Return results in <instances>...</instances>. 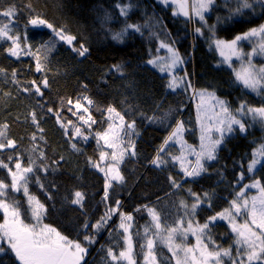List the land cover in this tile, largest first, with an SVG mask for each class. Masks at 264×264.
Masks as SVG:
<instances>
[{
  "label": "snow or ice",
  "instance_id": "obj_1",
  "mask_svg": "<svg viewBox=\"0 0 264 264\" xmlns=\"http://www.w3.org/2000/svg\"><path fill=\"white\" fill-rule=\"evenodd\" d=\"M228 3L230 0H226V4ZM156 4L164 8L172 6L173 17H186V23H194L198 19L201 26L194 29L195 34L203 37L205 34L202 29L208 28L209 47L214 46L223 58L220 63L232 68L235 83L241 85L244 90L261 96L259 107L251 106L246 100H241L238 107L233 109L228 100L217 97L215 92L196 89L186 70L183 75L179 74L186 60L175 47L177 41L171 39V33L157 27L161 21L153 16L148 17L143 24L127 23L129 13L135 5L131 0L128 4H116L119 16L124 18L125 23L119 31L108 30L111 32L112 40L123 43L128 35L132 33L143 35V30L148 28L150 38H155L159 43L156 48L157 55L146 63L167 76L165 91L175 94L179 90L185 93L191 90L193 99L199 97L196 123L200 132V142L197 146L189 145L184 139L185 134L191 131L184 120L177 119L174 126L170 122V118H174L173 114L181 111L182 108H170L162 115L154 113L148 116L143 112L140 113L141 118L149 124H159L171 129L148 163L161 172L169 167L178 168L180 179L171 174L167 179L170 187L179 191L183 183H187L188 180L195 182L198 177L208 172L209 162L218 161L220 148L234 133L239 131L241 134H246L248 128L256 123L264 126V65L258 67L253 63L256 56L264 57V23L251 27L230 40L222 39L216 35L217 25H208L205 19L214 8L216 0H156ZM24 7L34 11L31 0ZM257 7L261 10L259 13H256ZM245 10H251L253 15H264V0H236V7L229 9V15L225 19L233 21L234 18H242ZM20 11L15 0H11L6 7L0 2V41L10 42L3 51L17 59L22 56L33 57L35 72L41 74V78L21 80L19 77L22 70L16 68L10 73V82L17 89L18 94H28L37 98L35 106L25 117L26 120H30L36 131L29 136L30 147L21 150L19 141L10 135L11 125L8 122L0 123V169L6 170L7 173L6 177H0V215H2L0 253L6 252L4 247L6 244L19 264H87L86 257L90 246L98 242L99 234L109 231L110 236L115 232L122 238L123 248L117 253L114 249L119 247V242L107 247L102 245V250L105 251L103 258L105 264H138L135 259L137 243L143 253L144 264H157L156 247L161 243L168 248L172 258L175 259V264H226L225 258L231 264H264V177L256 176L259 168L264 167V143L253 148L246 168L243 159L234 162L240 171L231 182L234 196L228 201V207L214 215H209L203 223H200L196 219L197 215L205 209L213 208L216 193L214 191L197 193L188 188L186 191L193 202L189 204L184 199H180L178 204L173 202L172 206L176 212L172 224L168 223L170 213L163 209L157 211L156 208L148 205L135 209L137 212L146 211L150 218L141 234L135 230L133 214L122 211V201L116 199L114 206L111 203L116 188L126 183L122 174L123 166L130 158L139 155L135 138L140 133L137 131L136 120H126L125 116L129 112L122 114L109 105L103 110L96 109L102 112L103 117L101 121H97L90 111L95 107V101L87 95L78 96L75 100L61 97L59 108L46 107L45 90L50 89L47 75L49 55L56 48V41L69 45L72 52L82 58L88 55L89 48L85 43L75 46L73 42L77 39L76 36L71 35L63 26L56 27L49 23L37 13L29 17L25 28L28 25L46 26L51 29L55 40L50 39L33 51L32 45L27 42V36L22 38L18 30ZM108 18L106 15L105 20ZM5 20L7 22H4ZM219 22L220 17H217V23ZM245 41L252 44L251 51L247 53L241 47ZM162 49L166 50L165 56L159 55ZM233 57L240 61L239 69L232 67ZM111 70L120 73L121 76L124 75L122 64L113 65ZM0 75H3L6 78L5 82H8L7 69L0 67ZM84 90L87 91L86 85ZM4 95L10 96L11 93ZM65 107L72 116L77 117L79 123L65 120L62 115ZM159 107L158 104L157 109ZM37 109L40 111L38 112ZM49 114L55 116L56 123L64 130V135L73 151L82 154V149L77 143L87 142L90 136H94L99 149V159L93 160L89 157L88 164L103 174V196L100 203L105 205V212L95 223L87 218L86 212L82 213L86 218L83 225L77 229V234L78 236L83 234V240L69 239L57 228L44 223L47 215L45 204L30 191V184L35 183L48 200H53L55 196L52 190H59L57 184L47 181L48 174L60 171V165L65 160L62 155L58 159H50L47 155V141L43 134L44 129L40 125ZM249 118L251 123H247ZM16 119L18 120L19 117ZM104 123H107V127L103 131L93 133V125ZM85 126L88 130L87 135ZM6 153L8 155L5 161L3 157ZM25 158H27L26 163ZM38 173L44 174L43 179ZM219 175L223 178V172ZM245 180L249 182L244 183ZM236 188L239 190L235 191ZM253 189L256 190V194L249 196L248 192ZM21 192L23 200L16 197V194ZM86 196V192L74 190L63 199L70 207L79 206L80 209H84ZM116 215L120 217V223L112 229L110 221ZM238 218H243V223H240ZM220 221H226L230 232L234 235L233 243L228 248H223L213 239L212 229ZM189 234L196 240L192 246L183 243L188 239ZM177 239L181 243H176Z\"/></svg>",
  "mask_w": 264,
  "mask_h": 264
},
{
  "label": "trees",
  "instance_id": "obj_2",
  "mask_svg": "<svg viewBox=\"0 0 264 264\" xmlns=\"http://www.w3.org/2000/svg\"><path fill=\"white\" fill-rule=\"evenodd\" d=\"M0 2L6 7L11 0H0ZM28 2L29 0H15L17 7L21 9L18 13V30L22 38L27 36V42L32 45L33 51L42 43L50 39L55 40L51 29L46 26L28 25L25 28L29 17L37 13L49 23L56 27L63 26L71 35L76 36L77 39L73 42L75 46L85 43L89 48L88 55L82 58L72 52L69 45L56 41L57 46L49 55L47 75L50 89L45 90L46 107L59 108L61 97L75 100L78 96L87 95L95 101V107L90 111L97 121H101L103 117L102 112L96 109L103 110L109 105L122 114L129 112L125 116L126 120H136L137 131L140 133L135 138L139 155L130 158L123 166L122 174L125 176L126 183L116 188L111 201L113 206L116 199L122 201V211L132 213L136 219V230H139V226L148 223L146 211H135L143 205L170 213L168 223L172 224L176 212L172 204L179 203L180 193L183 190L184 195L187 187L197 193L205 191L216 193L213 208L205 209L198 214L201 220L204 221L209 215H214L226 208L228 201L234 196L231 182L240 171L234 162L243 159L246 168L253 148L264 143V134H261L257 128L248 129L246 134L237 131L220 148L218 161L209 162L207 173L202 174L195 182L188 180L187 183H183L179 191L172 189L167 177L171 174L180 179L178 170L169 167L161 172L148 163L171 129H166L159 124H149L141 118L140 113L143 112L148 116L154 113L162 115L170 108H182L181 111L173 114L174 118H170V122L174 126L177 119H182L194 133L197 111L191 101V90L188 93L183 90L175 94L166 92L164 84L167 76L153 66L147 65L146 62L152 58L159 43L155 38H150L148 28L143 30V35L140 33L128 35L123 43L112 40L111 32L108 30L119 31L125 23L124 18L119 16L116 4H128L129 0H31L34 11L25 9L24 6ZM131 3L135 7L130 11L127 23L143 24L148 17L153 16L161 21L157 27L171 33V39L177 41L175 47L186 60L179 74L183 75L186 70L195 88L215 92L218 97L228 100L233 109L238 107L241 100H246L251 106H260L261 96L244 90L241 85L235 83L232 68L220 63L222 60L216 51L209 47L207 37L210 33L206 28L202 29L205 34L203 37L196 35L194 29L200 27L196 21L186 23L185 17H173L171 6L164 8L156 4V0H131ZM235 7L236 0H230L228 4L226 0H216L214 8L206 16L209 25H217L218 37L232 39L235 35L264 22V15H253L251 10H245L242 18H234L233 21L225 19L229 15V9ZM260 11L257 7L256 13ZM106 15L109 17L107 20H105ZM217 17H220L219 23H217ZM235 20L240 22H234ZM9 44L10 42L0 41V67L7 69L9 73L8 82H5L6 78L0 75V123L8 122L11 125L10 135L19 141L21 150H26L30 147L29 136L36 129L25 117L35 106L37 98L28 94H18L17 89L10 82V73L13 68L22 70L19 77L21 80H39L41 74L35 72L33 57L22 56L17 59L4 52L3 49ZM116 64L123 65V76L111 70ZM84 85L87 86V91L84 90ZM4 93H11V95L5 96ZM158 104L159 109H157ZM37 111L39 112L40 109ZM62 115L66 121L78 122L77 117L72 116L66 107L62 110ZM17 117H19L18 120ZM40 126L44 129L48 157L58 159L62 155L65 160L60 165V171L50 172L47 176L48 182L58 185V191L52 190L55 196L53 200H48L35 183L30 184V191L45 204L47 212L45 223L57 228L69 239L83 240V234L79 236L77 234V229L83 225L86 218L82 213L86 212L87 218L95 223L105 212V205L100 203L103 196V175L88 164L89 157L93 160L99 158L96 139L92 136V139L87 142H78L77 146L82 149L81 154L73 151L64 135V130L56 123L55 116L49 114ZM106 127L107 123L97 124L93 133L103 131ZM191 131L185 134V138L197 145L198 140L191 136ZM7 155V153L4 154L5 161ZM26 162L27 158H25ZM220 172H223V178L219 175ZM38 174L43 179L44 174ZM6 175V170L0 169V177H6ZM256 176L264 177V167L259 168ZM6 182L10 181L6 180ZM248 182L249 180L244 181V183ZM74 190L87 193L84 209H80L79 206L70 207L64 202V196ZM238 190V188L235 189V191ZM16 197L24 199L22 193H17ZM102 234L103 232L97 236V240ZM212 235L216 243L223 248H228L233 243L234 235L230 232L227 222H218L212 229ZM104 236L98 244L99 259L92 264H105L103 259L105 251L102 250V245L107 247L119 242V247L114 249L117 253L123 247L121 237L115 232L106 238ZM135 252L136 256L139 253L143 254L138 243L135 245ZM6 254L8 253L0 256V264H7L4 259ZM11 263L17 264L13 259Z\"/></svg>",
  "mask_w": 264,
  "mask_h": 264
},
{
  "label": "rangeland",
  "instance_id": "obj_3",
  "mask_svg": "<svg viewBox=\"0 0 264 264\" xmlns=\"http://www.w3.org/2000/svg\"><path fill=\"white\" fill-rule=\"evenodd\" d=\"M171 8H172V6H171ZM173 9V8H172ZM210 14V12L206 15V16H208ZM183 17V16H182ZM186 18V17H185ZM205 19H206V17H205ZM196 22L199 24V26H201V24H200V22H199V20L197 19L196 20ZM264 23V22H263ZM209 25V24H208ZM39 27H42V26H39ZM207 30H208V28H206ZM220 38V37H219ZM222 39H225V38H222ZM228 40H230V39H228ZM209 44V43H208ZM241 47L243 48V51L245 52V53H247V52H249V51H251V49H252V44L251 43H248V42H243L242 43V45H241ZM157 48V47H156ZM214 50H215V48H214V46L212 47ZM216 51V50H215ZM216 53L218 54V57L222 60L223 58L219 55V53L216 51ZM155 55H157V53H156V51H155V53L153 54V56H155ZM159 55L160 56H165L166 55V50H161L160 51V53H159ZM152 56V57H153ZM253 63L254 64H256L258 67L260 66V65H264V57H261V56H256L255 58H254V60H253ZM232 66L234 67V68H236V69H239L240 68V61L239 60H237L235 57H233L232 58ZM195 87V86H194ZM197 89V88H196ZM216 94V93H215ZM216 96H217V94H216ZM218 97V96H217ZM220 98V97H219ZM222 99V98H221ZM191 101L194 103V106H195V108H196V111H197V104L199 103V97H197V98H195V99H193L192 98V95H191ZM83 102V101H82ZM86 103V102H85ZM78 123H79V121H78ZM247 123H251V119L249 118L248 119V121H247ZM96 125H93V128H92V131H93V129H94V127H95ZM253 128H257L260 132H261V134H264V126H262L261 124H259V123H256V124H254L252 127H250V128H248V129H253ZM85 134L87 135L88 134V130H87V128H86V126H85ZM191 136H193L194 138H196V140H198V144L197 145H199V136H200V132H199V128H198V126H197V123H196V129H195V132L194 133H192V131H191ZM90 139H92V136H90V138H89V140ZM184 139L186 140V138H185V136H184ZM187 141V140H186ZM187 143L189 144V145H192V146H197V145H194L193 143H190L189 141H187ZM260 145V144H259ZM258 145V146H259ZM257 147V146H256ZM110 151V150H109ZM172 151H176V149H172ZM99 159V158H98ZM177 170H178V168H176ZM103 175V174H102ZM188 188H190V187H187V188H185V190H184V195H183V190H182V192L180 193V199H184V200H186L189 204H191L193 201L191 200V198L188 196V193H187V189ZM22 193V192H21ZM23 194V193H22ZM256 194V190L255 189H253V190H250L249 192H248V195L249 196H251V195H255ZM179 199V200H180ZM228 207V206H227ZM147 217L149 218V216H148V213H147ZM150 219V218H149ZM149 219H148V221H149ZM196 219L197 220H199V222L200 223H203L204 221L203 220H201L200 218H198V215H197V217H196ZM0 220H2V215H1V219ZM134 220H135V230H136V219L134 218ZM238 220H239V222L240 223H243V218H238ZM147 221V222H148ZM224 222H226V221H224ZM44 223H45V221H44ZM120 223V217L118 216V215H116V216H114L113 218H112V220L110 221V225H111V228L113 229V228H116V226L118 225ZM145 226V224H143V225H141V226H139V232L141 233V234H143V227ZM103 234L105 235L104 236V238H106L108 235H109V231H103ZM102 239V237H100L97 241V243H95L94 245H92V246H90V250H89V253H88V255H87V257H86V260H87V264H92V262H94L95 260H97V259H99L98 258V254H99V247H98V244H99V242H100V240ZM122 239V238H121ZM176 243H181V241L179 240V239H177V241H176ZM183 243H185V244H187L188 246H192V245H194L195 243H196V240H195V237H193V236H191V234H189V236H188V239L186 240V241H183ZM122 245H123V241H122ZM158 245H160V246H158ZM157 245V247H156V255H157V264H175V259H173L172 258V254L168 251V248L164 245V244H158ZM4 247L6 248V252L8 253V254H6V257L4 258L5 259V262L7 263V264H13V263H11V259H13L14 261H15V263H17V264H19V262L15 259V255H14V253H12L11 252V250L10 249H8L7 248V245L5 244L4 245ZM123 248V247H122ZM160 248V249H159ZM5 252V253H6ZM4 253V254H5ZM3 253H0V256H3L4 255ZM233 254H234V251H233ZM9 255L11 256V257H9ZM100 255V254H99ZM181 256L183 255V253H181L180 254ZM135 259L138 261V264H144V257H143V254L142 255H140V253H139V255H137V256H135ZM165 261H166V263H165ZM225 261H226V264H231V262L230 261H228L227 260V258H225Z\"/></svg>",
  "mask_w": 264,
  "mask_h": 264
}]
</instances>
